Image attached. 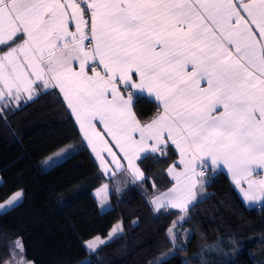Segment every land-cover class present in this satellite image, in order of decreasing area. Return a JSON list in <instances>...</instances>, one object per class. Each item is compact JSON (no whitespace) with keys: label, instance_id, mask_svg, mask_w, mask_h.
<instances>
[{"label":"snow or ice","instance_id":"1","mask_svg":"<svg viewBox=\"0 0 264 264\" xmlns=\"http://www.w3.org/2000/svg\"><path fill=\"white\" fill-rule=\"evenodd\" d=\"M49 88L63 93L104 173L142 182L141 154L175 146L182 170L170 166L175 184L151 199L156 211L178 209L184 220L209 161L227 168L245 202L264 199V0H0V115ZM133 89L160 102L150 121L133 112ZM18 254L17 264H34L19 238Z\"/></svg>","mask_w":264,"mask_h":264},{"label":"trees","instance_id":"2","mask_svg":"<svg viewBox=\"0 0 264 264\" xmlns=\"http://www.w3.org/2000/svg\"><path fill=\"white\" fill-rule=\"evenodd\" d=\"M157 109L146 97L133 96L140 121ZM68 145L71 152L62 160L42 166V159ZM15 146L21 150L17 157ZM175 159L170 145L166 155L142 158L146 179L121 192L111 186L109 207L101 211L93 192L111 180L86 147L60 92L43 91L9 108L0 115V203L18 190L23 197L0 212V264L11 260V243L18 238L24 259L34 264H264V203L247 208L224 173L208 170L207 195L184 220H178L180 211L150 206V177ZM74 172L76 182L43 200L45 190ZM174 221L175 247L168 233ZM117 222L120 233L98 250L86 249V240L106 236Z\"/></svg>","mask_w":264,"mask_h":264},{"label":"crops","instance_id":"3","mask_svg":"<svg viewBox=\"0 0 264 264\" xmlns=\"http://www.w3.org/2000/svg\"><path fill=\"white\" fill-rule=\"evenodd\" d=\"M70 30H72V31L75 30V26H74V24L71 26ZM75 66L78 68V64L75 65ZM99 70H101V71L103 70V69H102V66H101V68H100ZM90 74H91V73H90ZM136 79L138 80V77H137ZM120 87H121V89L123 88L122 85H121ZM51 89H55V90H57L58 92H60L58 88H49V89H47V90H51ZM47 90H42L41 92H43V91H47ZM132 93H133V96H134V95L144 96V97H146L147 99L153 101V102L158 106V109H157L156 113L158 112V110H162V106H161L160 102H158V101L155 99V97H154L153 95L148 94V93L146 92V90H145V91H141V90H138V89H133V90H132ZM60 94L62 95V97H63V99H64L63 93L60 92ZM122 94H125V93L122 92ZM125 95H126V94H125ZM109 96H110V93H109ZM35 97H36V96H35ZM28 102H29V101H28ZM64 102H65L66 106L68 107V105H67V101H66L65 99H64ZM23 104H24V103L22 102V103L20 104V106L23 105ZM68 109H69V111H70V113H71V115H72V117H73V119H74V121H75V123H76V125H77V127H78V129H79V131H80V133H81V135H82V132H81V130H80V128H79L78 122L76 121L74 114L72 113V111H71V109H70L69 107H68ZM133 112H134V111H133ZM156 113H155L152 117H150L149 119H147L146 121H150V120L156 115ZM135 115H136V114H135ZM136 117H137V116H136ZM137 119H138V118H137ZM138 120H139V119H138ZM146 121H141V122H146ZM95 123L97 124V131L101 132V134L104 136V138L109 142V146L113 148V151L116 152V153L118 154V156H122V154L119 152V149L116 148V146H115V142L112 141V138H111L110 136L107 135V132H106V130H105V128H104V125H103L102 123H99L98 121L95 122ZM133 135L136 136L137 138L139 137V134H138V133H134ZM82 138H83V141H84L86 147L89 149V151H90L92 157L94 158L96 164H97L98 167H99V162H98V160L96 159L95 154L91 151V148H90V146L87 144V141L84 139L83 135H82ZM168 145H170V146L173 148L174 152H175V155H176V159L174 160L175 165H174V162H172L171 164H169V165L164 169V171H161V170H160V171H158L157 173H154L152 177H150V178H151V179H150V182L152 183V188H154V191H153V193H152V194L150 195V197H149V203H150L151 199H152L154 196H158V195H159L160 193H162V192H167V191H168L170 188H172L173 185L175 184V180L173 179V177H172V175L170 174V171H169L170 166H173V165H174L177 171L182 170V165L179 164V160H180L179 151L175 148L174 145L171 144L170 141L168 142ZM157 153H159V152H157ZM150 154H153V153H151V152H146V153H142V154H141V157L138 158V160H137V166H138L139 168H140V166H139V161H140L142 158H144L145 156L150 155ZM155 154H156V153H155ZM105 156H106L107 159L110 160V157H107V154H106V153H105ZM208 163H209V167H208V169L205 171V176H204V180H203V185H202V187H198V188H197V192H202V193H203V195H200V196H199L198 200L201 199V198H203V197H205V196L207 195V191H206V189H205V183H206V181H207V172H208V170H213L212 167H211L210 161H209ZM124 166H125V168L127 167V163H126V161L124 162ZM99 169H100V171H101L106 177H108V178L111 180V183L108 185L109 190H110V187L112 186L113 188H115L116 191H117L118 188L121 189L120 191H117V192H121L123 189H125V188L128 187L129 185H132L130 175H126V174L123 173V172H119V171L115 170L114 167H110V171H109L108 173H104V171H103L100 167H99ZM140 169H141V168H140ZM198 170H200V169L198 168ZM215 171H220V172H222V173H224V174L226 175V177H227L228 180L230 181V184L232 185V187L235 189V191L237 192L238 196L240 197L242 203H243L247 208L257 207V206L261 205L262 203H264V199H262L261 201H257V202H255L254 204L251 203V202H245V200H244L242 194L240 193L239 189H238L237 186L235 185V183H234V181H233V179H232L231 174L228 172L227 168H226L224 165H222V164L218 165V166L216 167ZM141 172L143 173V175H144V177H145L144 172H143L142 170H141ZM65 178H67V177H64L63 179H65ZM61 180H62V179H61ZM76 181H77V179H76L74 182H76ZM142 182H143V181H142ZM142 182H141V181H137L136 183H139V184H140V183H142ZM72 184H73V183H72ZM72 184H71V185H72ZM243 186H244L245 188L247 187L246 184H244ZM97 189H98V188H97ZM95 191H96V190H95ZM95 191L93 192V195H94V197L96 198V196H95ZM96 200H97V199H96ZM198 200H197V201H198ZM197 201H196V202H197ZM196 202H194V203H196ZM97 203H98V201H97ZM108 204H109V201H108ZM98 206H99V205H98ZM150 206L154 209V206H153L151 203H150ZM108 207H109V205H107V207H104L105 209H103V211L106 210ZM99 208H100V207H99ZM100 210H101V209H100ZM154 210H155V209H154ZM172 210L180 211V210H178V209H172Z\"/></svg>","mask_w":264,"mask_h":264},{"label":"rangeland","instance_id":"4","mask_svg":"<svg viewBox=\"0 0 264 264\" xmlns=\"http://www.w3.org/2000/svg\"><path fill=\"white\" fill-rule=\"evenodd\" d=\"M65 147H62L60 149H58L57 151H55L54 153H52L51 155L47 156L46 158L42 159L41 164L43 167L48 168L51 167L52 165H54L55 163L59 162L60 160H62L67 154H69V152H71V148L68 149L63 155H61L60 157H55V153H57L58 151H60L61 149H64ZM21 153V150L19 148V146H15L13 149V157H17L19 154ZM50 157H52V159H49ZM77 179V175L76 173H72L70 176H68L65 179H62L56 183H54L49 189L45 190L43 193V200H47L50 198V196H52L53 194H57L62 192L63 190H65L66 188H68L72 183H74V181ZM107 188V191L105 192L104 188ZM109 187L108 184L104 183L103 185H101L98 189H96L95 191V196L96 199L98 201V205L101 209V211H103V209H105L104 207H107L108 204V194H109ZM105 195L107 196V201L104 203V206H101V203L104 202V197ZM3 203V202H2ZM10 207H6L4 209H0V212H3L4 210L8 209ZM114 229H120L121 231V226L120 223L117 222L113 225V227L110 229V231L108 232V234L106 236H100V235H96L94 237H99L101 240H104L105 243L107 241H109L111 238H113L114 236H116L118 233H120V231L116 234L113 235V230ZM94 237H92L91 239H88L84 242V245L86 247V242L87 241H91ZM16 241V240H15ZM15 241H13L11 243V252L13 253V250L15 249ZM104 244V243H103ZM102 245V244H101ZM100 246V245H99ZM98 246V247H99ZM86 249L88 250V248L86 247ZM89 251V250H88ZM91 252V251H90ZM20 259L19 254L16 256L15 259H13V255L12 258L9 262H7V264H17V261ZM25 260V259H24ZM26 261V260H25ZM84 261L80 262L83 263Z\"/></svg>","mask_w":264,"mask_h":264}]
</instances>
